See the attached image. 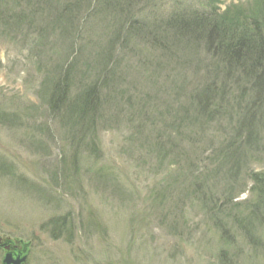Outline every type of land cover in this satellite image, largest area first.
Listing matches in <instances>:
<instances>
[{
  "label": "rangeland",
  "instance_id": "rangeland-1",
  "mask_svg": "<svg viewBox=\"0 0 264 264\" xmlns=\"http://www.w3.org/2000/svg\"><path fill=\"white\" fill-rule=\"evenodd\" d=\"M255 30L264 0H0V239L24 264H264L259 59L226 53ZM210 86L225 104L199 113Z\"/></svg>",
  "mask_w": 264,
  "mask_h": 264
},
{
  "label": "trees",
  "instance_id": "trees-1",
  "mask_svg": "<svg viewBox=\"0 0 264 264\" xmlns=\"http://www.w3.org/2000/svg\"><path fill=\"white\" fill-rule=\"evenodd\" d=\"M234 9L237 7H233ZM241 11H243V9H238L232 12H228L227 14L231 15V13H233L231 16L234 17V15H237L238 13H240ZM256 14L261 15V10L258 9L257 12H255ZM17 14V13H16ZM197 15V14H196ZM195 16V15H194ZM239 16H244V14H240ZM228 17V16H227ZM24 17L22 15H20L19 20H22ZM171 18H179V20H183L184 17H177V16H173ZM232 18V17H231ZM240 22V20H239ZM242 26H244V23H241ZM254 27V26H253ZM255 29H258V27H254ZM254 34L255 37H249L248 35H244V34H240L236 37V39L231 43V46L228 47V52L227 56L228 59H233V61H240L241 60V55H248V53H251L249 55H253L255 58L257 57V59H259V61L254 64V66L251 67V70L253 72H256L257 69H259L258 71H260L261 77L259 78V82H262L261 86H259V91H261L262 93H264V40H262L259 36V34L257 33V31H253L252 32ZM226 37V36H225ZM255 39L256 40V46L254 48L257 47V50H254V48H252L253 43L250 42V40ZM254 41V40H253ZM255 44V43H254ZM229 53V55H228ZM227 63H230L229 61ZM257 65V67H256ZM67 71H64L63 75H59L58 76H54L56 79H52L50 80V87L48 88V92L46 93V99H47V104L49 105L50 108H52L55 111H58L59 108H61V105L64 103L67 93H68V89H69V82H68V77L66 75ZM104 88V87H103ZM102 88V89H103ZM211 86L205 88L201 91H199L198 94L193 95V99L192 102H194L196 104V106L198 107L196 110H199L198 112L200 113V111H203L204 113H207L208 110H210V107H213V109L219 107V103L225 104V98H224V93L223 89L222 91L219 93V91H215L213 90ZM257 94L255 96L252 97V99L249 101L248 99L245 101H243V109H240V111L245 110L244 112L247 114V117H245L244 115L242 116L244 120L247 121V123L244 125V127H246V129H248L246 131V139L247 141L250 140V135L252 134H256V129L258 126H260L259 120L258 121V116L264 120V103L261 102L260 105V101L263 100V96H261V94L257 91ZM98 95L99 93L95 90V88H92L88 91L86 100H85V104L87 105V112L85 111L84 116H80V117H85L86 114H91V120L88 122L89 126H93L95 121H96V113H97V108H98ZM218 98V99H217ZM216 100H219L215 103ZM257 101V104L255 103ZM240 102V100L238 101ZM242 102V101H241ZM240 102V104H241ZM264 102V101H263ZM224 106V105H223ZM238 108H240V106H237ZM246 107V109H245ZM245 114V115H246ZM95 116V119H93ZM263 117V118H262ZM256 118V119H255ZM249 121H248V120ZM245 130V128H243ZM255 131V132H254ZM257 135V134H256ZM253 141V145L257 144L259 142L258 137L254 136V139H251ZM232 149V148H230ZM234 150V148H233ZM240 156H238L236 154H227L224 155V161L222 162H226V164H228L227 161H229V164H231V166H236V162H238ZM233 160V161H232ZM263 176V175H262ZM259 177H261V175H259ZM259 177L254 178V183L257 185L255 187H258V192L260 193L262 199H264V177H261V179ZM212 202V201H211ZM204 203V202H203Z\"/></svg>",
  "mask_w": 264,
  "mask_h": 264
},
{
  "label": "water",
  "instance_id": "water-1",
  "mask_svg": "<svg viewBox=\"0 0 264 264\" xmlns=\"http://www.w3.org/2000/svg\"><path fill=\"white\" fill-rule=\"evenodd\" d=\"M0 249L4 250L2 264H24L29 251V244L19 240L5 239L0 244Z\"/></svg>",
  "mask_w": 264,
  "mask_h": 264
},
{
  "label": "bare ground",
  "instance_id": "bare-ground-1",
  "mask_svg": "<svg viewBox=\"0 0 264 264\" xmlns=\"http://www.w3.org/2000/svg\"><path fill=\"white\" fill-rule=\"evenodd\" d=\"M256 145V147L258 148V145L259 144H255ZM260 146V145H259ZM261 147V146H260ZM262 148V147H261ZM248 154V153H247ZM246 155V154H245ZM250 156V155H249ZM228 163H229V161H227ZM225 164H226V162H225ZM237 164H238V162H236V166H237ZM233 172H235L236 173V171L234 170ZM260 179H261V177H260Z\"/></svg>",
  "mask_w": 264,
  "mask_h": 264
},
{
  "label": "flooded vegetation",
  "instance_id": "flooded-vegetation-1",
  "mask_svg": "<svg viewBox=\"0 0 264 264\" xmlns=\"http://www.w3.org/2000/svg\"><path fill=\"white\" fill-rule=\"evenodd\" d=\"M4 243V239H0V244H3ZM1 250H3V249H1ZM3 254H4V250H3Z\"/></svg>",
  "mask_w": 264,
  "mask_h": 264
}]
</instances>
